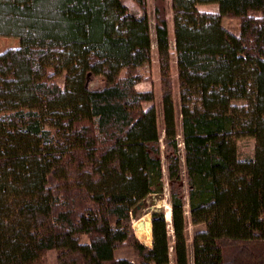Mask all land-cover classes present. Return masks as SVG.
<instances>
[{
	"label": "trees",
	"instance_id": "1",
	"mask_svg": "<svg viewBox=\"0 0 264 264\" xmlns=\"http://www.w3.org/2000/svg\"><path fill=\"white\" fill-rule=\"evenodd\" d=\"M132 1L0 0V264H264V0Z\"/></svg>",
	"mask_w": 264,
	"mask_h": 264
},
{
	"label": "rangeland",
	"instance_id": "2",
	"mask_svg": "<svg viewBox=\"0 0 264 264\" xmlns=\"http://www.w3.org/2000/svg\"><path fill=\"white\" fill-rule=\"evenodd\" d=\"M127 4L132 8L133 11L137 12L139 11V7L135 2L132 0H126ZM170 0H167V3H169ZM148 6H149V19H150V26H151V31H152V37L155 38L154 36V22H153V13L154 9L152 6V0H148ZM168 7V12L170 15V20H171V31L173 33V25H172V20H173V14L170 11L169 5ZM204 10L208 11H213L217 12L218 11V5L217 4H209V5H202V8ZM223 26L229 30H235L233 32L238 33L239 32V26H240V21L238 19H229V18H224L223 19ZM19 40L16 38H11V37H4L0 36V49L1 51H6L11 48H17L19 46ZM172 47L174 46L173 42L171 43ZM154 50L156 49V45L154 43ZM175 57L173 56V66H174V79L176 82L177 75H176V66H175ZM152 76L154 78V84L152 85L151 82H143L138 86L139 90H149V89H154L157 92V100H156V105L159 108V114L161 113V100H160V95H159V74H158V67H157V58L155 57V64L153 66V73ZM97 85L96 79L93 80L90 83V86L95 88ZM175 100L178 104L179 98H178V90H177V85L175 87ZM179 105V104H178ZM177 121H178V129L179 133L181 132V117L179 113V107L177 109ZM238 145V154L240 158H247L250 157L254 154V148H255V140L252 138H244L240 139L237 142ZM162 150H165L164 143L162 142ZM165 161V160H164ZM164 211L166 214V218H169L170 214V204H169V196L168 192L166 191L163 195H153L149 197L145 202L141 203L133 212V229L135 232L136 237L145 245L151 246L152 240L150 239L143 240L139 236V231L137 229H140V225L142 223V220L147 217L150 218L152 217V213L155 211ZM149 220V219H148ZM147 220H145L146 222ZM193 227H190V233L192 234L193 232ZM141 231V230H140ZM139 236V237H138ZM83 241H86V238L83 237ZM189 261L190 264H193V252H192V247L190 246L189 249ZM133 255V251L130 249H124V250H119L117 252L118 257H125V258H130ZM49 264H57V258H58V252L57 251H51L47 255ZM171 259L173 260V256H171Z\"/></svg>",
	"mask_w": 264,
	"mask_h": 264
},
{
	"label": "bare ground",
	"instance_id": "3",
	"mask_svg": "<svg viewBox=\"0 0 264 264\" xmlns=\"http://www.w3.org/2000/svg\"><path fill=\"white\" fill-rule=\"evenodd\" d=\"M170 216V215H169ZM149 219V217H148ZM147 217L145 219L142 220V223L140 225V229H137L139 231V236L143 239V240H147L150 239V241L152 240V233L150 228L148 227L147 223L148 222ZM145 220H147L145 222ZM141 230V231H140ZM138 236V237H139ZM146 245V244H145Z\"/></svg>",
	"mask_w": 264,
	"mask_h": 264
},
{
	"label": "water",
	"instance_id": "4",
	"mask_svg": "<svg viewBox=\"0 0 264 264\" xmlns=\"http://www.w3.org/2000/svg\"><path fill=\"white\" fill-rule=\"evenodd\" d=\"M152 222H153L152 217H150L149 220H148V222H146L147 225H148V227H149L150 230H151V233H152ZM152 244H153V236H152ZM152 244H151V245H152Z\"/></svg>",
	"mask_w": 264,
	"mask_h": 264
}]
</instances>
